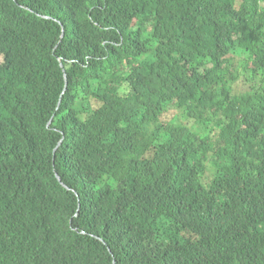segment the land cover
I'll return each instance as SVG.
<instances>
[{"label":"trees","instance_id":"trees-1","mask_svg":"<svg viewBox=\"0 0 264 264\" xmlns=\"http://www.w3.org/2000/svg\"><path fill=\"white\" fill-rule=\"evenodd\" d=\"M0 264H264V0H0Z\"/></svg>","mask_w":264,"mask_h":264},{"label":"rangeland","instance_id":"rangeland-1","mask_svg":"<svg viewBox=\"0 0 264 264\" xmlns=\"http://www.w3.org/2000/svg\"><path fill=\"white\" fill-rule=\"evenodd\" d=\"M234 63H235V65H236L237 70L240 72V71L242 70V67L238 65L237 57H235ZM242 87H243V84H242L241 81H237V82L235 83V89H236V90H241Z\"/></svg>","mask_w":264,"mask_h":264},{"label":"water","instance_id":"water-1","mask_svg":"<svg viewBox=\"0 0 264 264\" xmlns=\"http://www.w3.org/2000/svg\"><path fill=\"white\" fill-rule=\"evenodd\" d=\"M61 65V64H60ZM56 176H57V174H56ZM59 179V178H58ZM59 181H60V179H59Z\"/></svg>","mask_w":264,"mask_h":264}]
</instances>
